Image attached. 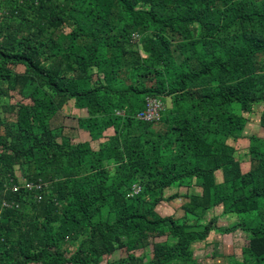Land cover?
Instances as JSON below:
<instances>
[{
  "label": "trees",
  "instance_id": "1",
  "mask_svg": "<svg viewBox=\"0 0 264 264\" xmlns=\"http://www.w3.org/2000/svg\"><path fill=\"white\" fill-rule=\"evenodd\" d=\"M65 23L72 29L61 34ZM134 32L145 59L128 49ZM176 38L188 43L183 59L180 47L187 43L174 44ZM263 63L264 0H0V78L8 80L13 66H24L16 80L29 83L32 97L30 104L6 108L14 119L0 118V201L18 202L0 214V264H85L80 247L69 257L56 248L64 235L86 225L92 252L112 250V240L119 242L126 231L164 228L175 242L154 243L150 264L190 261L191 241L213 229H240L248 235L253 264H264V139L249 138L246 172L226 143L241 136L242 114L264 104V80L255 78ZM146 96L170 98L174 106L162 111L160 130L135 117ZM70 99L85 111L77 127L92 141L113 129L98 151L53 130L52 119ZM232 104L241 113L228 111ZM259 123L264 129V107ZM104 160L130 170L118 185L97 168ZM15 165L20 179L41 178L49 188L9 191L10 180H20L12 173ZM86 167L93 173L79 175ZM218 169L221 184L214 182ZM192 178L201 193L189 195L185 215L197 217L199 209L218 204L229 213L254 215L231 228L212 220L198 231L160 216L155 207L176 197L164 198L163 190ZM133 184L140 190L127 196ZM104 204L113 220L94 222L92 206L98 213Z\"/></svg>",
  "mask_w": 264,
  "mask_h": 264
},
{
  "label": "rangeland",
  "instance_id": "2",
  "mask_svg": "<svg viewBox=\"0 0 264 264\" xmlns=\"http://www.w3.org/2000/svg\"><path fill=\"white\" fill-rule=\"evenodd\" d=\"M256 3L260 4L261 0H256ZM71 29L72 24L65 23L60 27V33L63 34L69 32ZM196 30L197 27L193 26L191 31L193 36L196 35ZM224 35L225 34H223V36ZM176 39V41L172 40L174 44L177 43V41L182 44L187 43L182 38ZM128 49H130V51L136 50L138 51L139 56H141V58H146V54L143 52L141 45H138L136 43L133 46H130ZM180 49L182 54V56H180L181 59H183L184 56H188V53H190V50L188 49V43L184 47H180ZM181 59L177 57L176 63L178 64ZM260 62H262V60H260ZM144 64L146 63L144 62ZM12 69L13 75L10 79L7 80L0 78V118L7 116L9 120L14 119V114L6 113V108L19 104H30L32 98L30 93L31 86L29 85V83L26 82L22 85L18 82V80H16V76L22 74L25 71L24 66L16 65L13 66ZM171 71L173 70H168L167 72L171 73ZM255 78L258 84H261V82H263L264 63L258 67L257 72L255 73ZM169 105L170 110H172L174 106L171 105V100ZM239 110L240 109L237 104H232L231 107L228 108V111L230 112L233 111L238 113ZM82 111L74 107L72 99L68 100L66 104L63 105L62 108L59 110L57 116L52 119L51 126L53 127V130L55 132H61L66 138L71 137V140L74 143L77 141L80 142V137H78V135H71V132H76L75 128L77 125V119L80 118ZM82 114L86 116L85 111ZM162 128H164V126L162 125L161 121L155 122L151 126V129L153 130H160ZM0 134H2V132H0ZM112 135L113 129L110 128L104 132L103 137H100L97 140H91L90 142L88 141V143L91 144L92 150L98 151L100 148H102V146L108 144L107 142L109 141ZM248 157L249 156L247 153L246 158L238 157L239 159L237 158L235 160L245 161L248 160ZM124 165L125 164L122 163L121 165L116 166L114 161L104 160L100 162V166L97 168L106 171V173L104 174L106 177H104L107 179L108 183H112V185L115 186L119 184L120 179H123L126 176L127 171H130L129 169L126 170V168L123 167ZM84 170L81 171L79 175L82 176L84 173H93L94 171L90 167H86ZM220 172L222 174L221 183H223L224 175L222 170ZM12 173L15 178L20 179L22 177V174L17 165H15L14 169L12 170ZM130 179L131 182H133V178L131 176ZM191 185L192 184L190 182H184V184L175 183L169 188L163 190L164 198H168L170 195L176 194V197L172 199H166L168 202L172 203L168 204L170 206V209L178 208V206H181L182 203L186 205L190 195L186 192H188V187ZM200 193L201 191L199 192V194ZM180 202L182 203L180 204ZM99 203L100 202H96L95 205H99ZM95 205L92 206L93 212H95V216L92 218L94 222L100 220L111 222L113 220V215L109 210L110 206L108 204L102 205L98 213L94 211ZM168 209L166 210V207L164 208L163 206V208L160 209L161 214L165 216ZM224 210V207L218 204L213 207L211 206L204 209H199V211H197V217L196 215H185L186 213L184 212L183 217H177L175 218V220L179 222H184L188 226V230L198 231L201 230L207 222L212 220H214V224L217 227L231 228L232 226L237 224L240 219L245 217V219L251 218V216H253L255 213L253 211L252 213H250V216L247 214L236 215L234 213L226 212L227 210ZM23 212L28 214L31 212L29 203H25L23 205ZM248 225L250 224L248 223ZM56 226L57 224H54L53 227L55 228ZM89 234L90 227L86 225L84 226V230H80L72 237L64 235L63 238L59 239L56 250L61 252L63 255L69 257L73 255V253H75L80 247L83 250V254L81 255V257H83L86 261L85 264H150V259L152 256V247L154 243H164L167 245H171L175 242V239L171 237L167 230L162 227L160 229L144 232H138V230L132 229L130 231H126L123 234H119V242L112 240V250L108 252H92V246L95 244H92L90 242ZM247 241L248 235L240 229H233L232 231H220L218 229H213L209 232L206 238L202 240L195 239L190 242V250L192 253L190 261L180 260L175 261L171 264H253L252 259L246 253ZM118 244H121V246ZM27 264L41 263L30 262Z\"/></svg>",
  "mask_w": 264,
  "mask_h": 264
},
{
  "label": "crops",
  "instance_id": "3",
  "mask_svg": "<svg viewBox=\"0 0 264 264\" xmlns=\"http://www.w3.org/2000/svg\"><path fill=\"white\" fill-rule=\"evenodd\" d=\"M170 98L167 99L165 98L164 101H163V105H164V108H169L170 107ZM263 107H264V104L262 102H258V103H254L252 105V108H251V111L249 113L247 112H244L242 115L246 118V124L244 126V129L241 133V136L237 139H232V138H229L226 140V143L231 146L233 149H234V159H237L238 157L239 158H246V155L248 153V146H249V138L251 136H256L258 138H262L264 139V129L260 126V123H259V118H260V114L263 110ZM82 111V110H80ZM84 111H82L83 113ZM81 113V117H84V115ZM76 132H71V135H78V137H80L79 139L80 142H84V141H91V138L89 136V133L82 130V129H79L76 125V128H75ZM71 138V137H70ZM79 142V141H77ZM76 143V142H75ZM91 145V144H90ZM238 154V155H237ZM238 158V159H239ZM240 162V169L242 172H246L248 169H249V161L248 160H239ZM221 170L218 169L214 172V182L216 184H220L221 181H222V174L220 172ZM189 182L192 184L191 186L188 187V194H193V195H198L199 192L201 191L199 187L196 186V179L192 178V179H189ZM181 184H184V183H181ZM173 190V189H172ZM181 191V190H180ZM182 202H180L181 204ZM168 204H172L170 202H168L167 200H163L161 201L160 204H158L156 207H155V211L157 210L158 214L162 217H164L163 214H161V208H164L166 207V210L168 209V213L166 212V217H172V218H177V217H183L184 216V210L182 209V206L184 203L181 204V206L179 205L178 208H174L175 209H170V206ZM180 207V209H179Z\"/></svg>",
  "mask_w": 264,
  "mask_h": 264
},
{
  "label": "built area",
  "instance_id": "4",
  "mask_svg": "<svg viewBox=\"0 0 264 264\" xmlns=\"http://www.w3.org/2000/svg\"><path fill=\"white\" fill-rule=\"evenodd\" d=\"M130 41L133 44H138L140 41V35L136 32L132 33L130 36ZM164 110L163 102L160 98L155 96H146L144 99L143 107L137 111L135 117L136 119L146 122V123H155L158 122L161 118V113ZM116 114H123L122 111H116ZM49 182L38 178L37 180H26L20 179L17 182L10 180V185L7 186V189L12 193L23 190L26 192L34 191L38 194L43 189H47ZM140 186L138 184H133L127 194V196H132L138 193ZM40 198V196L38 197ZM18 207V202L14 199H2L0 201V214L4 209H11Z\"/></svg>",
  "mask_w": 264,
  "mask_h": 264
}]
</instances>
